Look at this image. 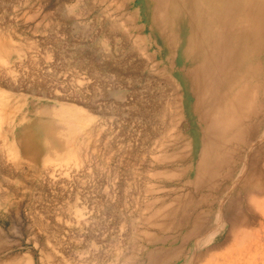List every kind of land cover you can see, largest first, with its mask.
I'll use <instances>...</instances> for the list:
<instances>
[{
    "label": "rangeland",
    "instance_id": "rangeland-1",
    "mask_svg": "<svg viewBox=\"0 0 264 264\" xmlns=\"http://www.w3.org/2000/svg\"><path fill=\"white\" fill-rule=\"evenodd\" d=\"M263 5L0 0V264H264Z\"/></svg>",
    "mask_w": 264,
    "mask_h": 264
},
{
    "label": "bare ground",
    "instance_id": "bare-ground-1",
    "mask_svg": "<svg viewBox=\"0 0 264 264\" xmlns=\"http://www.w3.org/2000/svg\"><path fill=\"white\" fill-rule=\"evenodd\" d=\"M153 1H156V0H153ZM161 1H162V0H161ZM163 1H165V0H163ZM166 1H167V0H166ZM168 1H169V0H168ZM188 1H190V2H195L196 0H195V1H194V0H188ZM158 2H159V0H158ZM154 3H155V2H154ZM167 3H169V2H166L165 4H167ZM159 4H161V3H159ZM163 4H164V2L162 3V6H163ZM256 4H257V3H256ZM256 4H255V5H256ZM258 4H260V3H258ZM155 5L158 7V4L155 3ZM168 5H169V4H168ZM168 5H166V7H167ZM159 6L161 7V5H159ZM256 6H257V5H256ZM259 7H260V5H259ZM262 7H264V5H263ZM262 7H261V8H262ZM154 8H155V11H156L159 7L156 8V7L154 6V7H153V12H155V11H154ZM256 8H257V7H256ZM160 9H161V8H160ZM164 9H165V8H164ZM157 11H158V10H157ZM162 11H163V8H162ZM164 11H165V10H164ZM250 11H251V10H250ZM255 11H256V10H255ZM240 12H241V11H240ZM244 12H245V11H244ZM158 13H159V12H157V14H158ZM164 13H165V12H164ZM164 13H163V14H164ZM154 14H155V13H154ZM154 14H153V15H154ZM159 14H160V13H159ZM163 14H162V15H163ZM225 14H226V13H225ZM256 14H257V13H256ZM260 14H261V13H260ZM246 15H247V14H246ZM263 15H264V14H263ZM166 16H167V15H166ZM166 16H165V17H166ZM236 16H237V15H236ZM157 17H158V16L156 15V18H157ZM225 17H226V16H225ZM225 17H224V18H225ZM162 18H163V19H162L161 21L164 20V17H162ZM241 18H242V17H241ZM157 19H159V18H157ZM160 19H161V17H160ZM160 19H159V20H160ZM165 19H166V18H165ZM225 19H226V18H225ZM258 19H259V18H258ZM156 21H157V20H156ZM223 21H224V20H223ZM157 22H159V21H157ZM195 22H196V21L194 20V23H195ZM254 22H255V21H254ZM159 23H162V22H159ZM259 23H260V22H259ZM163 24L165 25V24H167V22L164 23V21H163ZM263 24H264V21H263ZM196 25H197V23H196ZM238 25H239V24H238ZM197 26H198V25H197ZM198 27H199V26H198ZM239 27H240V26H239ZM210 28H211V27H210ZM201 29H203V28H201ZM198 31H200V30H198ZM215 31H216V30H215ZM241 31H242V30H241ZM237 33H238V32H237ZM253 33H254V32H253ZM255 33H256V32H255ZM196 34H197V33H196ZM199 34H200V32H199ZM203 34H204V32H203L202 34H200V35L202 36ZM235 34H236V33H235ZM261 34H262V33H261ZM242 35H243V34H242ZM163 36H165V34H164ZM173 36H174V35H173ZM235 36H236V35H235ZM235 36H231V37H232V38H235V41H237L238 37H235ZM206 37H207V36H206ZM213 37H214V38L216 37V38H218V39L220 38V39L222 40V37H219V36H212V37H210V39H208V40L212 41V40H213ZM203 38H205V36L202 37L201 39L203 40ZM223 38H224V37H223ZM228 38H229V37H228ZM236 38H237V39H236ZM257 38L259 39V37H257ZM190 39H191V42H190V48H191V49H190L189 51H187L184 55L187 57V60H186V61H187V62L190 61V63L192 64V68H193L194 65H195L194 68H195L196 66H197V67H196L195 69H192V68H191V71L189 70V71H190V73H189L190 75L186 76V78H187L186 80L188 81V83H189V85H190V86H189V87L191 88L190 91H191V93L193 94L194 98L197 97V99L199 100V99L202 97V94H203L202 92H205V90L208 89V87L206 88L205 85H203L202 82H204V81L201 80V79L205 80V79L203 78L204 76H203V77L200 76V73H202V71L204 70V69L202 70V68H203V64H204L203 62H205V65H206V63H207L206 61H208L207 65H208V64H211V65L213 64V65H215L213 61H214L215 58H216V62H215V63H217V61H218V63L220 64V60H221L223 57H221V56H222V55H221V56H220L221 59H217V54L215 53L217 48L214 49V45H213V44H215V43L218 44V42H216L215 39L213 40V44L210 45V46H213V47H211V48H213L212 50H211V48H210V50L208 51V49H209L210 46H209V47L207 46V47H208L207 51H208L209 54L203 52V51H202V50L204 49V48H203V49H201V51L203 52L202 55H200V50L198 49V48H200V46H198V48H197V44H199V43H198L199 36H191ZM205 39H206V38H205ZM211 39H212V40H211ZM218 39H217V40H218ZM230 39H231V38H229L228 40L226 39L225 44H224V42H223L222 44H224V45L227 46V44H226L227 41H233V40H234V39H233V40H232V39L230 40ZM208 40H207V41H208ZM241 40H242V39H241ZM251 40H252V39H251ZM210 41H209L208 43H211ZM214 41H215V42H214ZM218 41H219V40H218ZM235 41H234V42H235ZM199 42H200V41H199ZM254 42H255V41H254ZM200 43H201V42H200ZM219 43H220V42H219ZM235 43H236V42H235ZM237 43H238V42H237ZM237 43H236V44H237ZM252 43H253V42H252ZM262 43H263V42H262ZM233 44H234V43H233ZM236 44H235V45H236ZM243 44H244V43H243ZM0 45H2V44H0ZM215 45H216V44H215ZM228 45L233 46V45H231V44H229V43H228ZM237 45H238V44H237ZM2 46H3V45H2ZM170 46H171V45H170ZM217 46H218V45H216V47H217ZM221 46H222V45H221V43H220L219 46H218V47H219V48H218L219 51H221L220 49L223 48V47H221ZM226 46L224 47L223 53L221 52V53L223 54V56H225V54H226V56L228 55V54H227L228 52L226 53L227 50L225 49V48H227ZM252 46H253V45H252ZM252 46H251V47H252ZM4 47H6V46H4ZM228 47H229V46H228ZM237 47H238V46H237ZM243 47H244V46H243ZM243 47H242V48H243ZM247 47H248V46H247ZM247 47H246V48H247ZM263 47H264V46H263ZM1 48H2V47H1ZM1 48H0V49H1ZM232 48H234V47H232ZM253 48H254V47H253ZM257 48H258V47H257ZM261 48H262V46H261ZM236 49H237V48H236ZM247 49H248V48H247ZM247 49H246V50H247ZM3 50L5 51V49H3ZM228 50H231V47H230ZM234 50H235V48H234L233 50H231L232 53H234ZM237 50H238V49H237ZM246 50H245V51H246ZM257 50H258V49H257ZM257 50H256V51H257ZM259 50H260V49H259ZM261 50H262V49H261ZM0 51H2V50H0ZM172 51H173V50H172ZM235 51H236V50H235ZM252 51H254V50H252ZM263 51H264V50H263ZM2 52H3V51H2ZM217 52H218V51H217ZM8 53H11V52H8ZM192 53H193V54H192ZM204 53H205V54H204ZM219 53H220V52H218V55H219ZM235 53H236V52H235ZM239 53H240V52H239ZM239 53H238V54H239ZM251 53H252V52H251ZM254 53H255V52H254ZM257 53H258V52H257ZM257 53H256V54H257ZM170 54H171V53H170ZM212 54L214 55V57L216 56V57L212 60L213 63H211V62L209 61V58H211V57L213 58ZM230 54H231V52H230ZM230 54H229V56L232 57V58H230V57H229V58L227 57V58H228V59H231V60L233 59V57H235L234 55H237V54H232V55H233V56H232V55H230ZM6 55H7V54H6ZM242 55H243V53H242ZM245 55H246V54H245ZM251 55H252V54H251ZM260 55H261V54H260ZM4 56H5V55H3V57H4ZM191 56H193L192 59H191ZM226 56L224 57L225 60L227 59ZM238 56H239V55H237L236 57H238ZM249 56H250V54H249ZM245 57L248 58V56H244V58H245ZM256 57H257V56H256ZM256 57H255V58H256ZM224 58H223V59H224ZM242 58H243V57H242ZM223 59H222V61H223ZM228 59H227V60H228ZM235 59H236V60H235ZM0 60H4V59L1 58ZM225 60H224V62H225L224 64L226 65L227 61H225ZM231 60H230V61H231ZM233 60L237 61V58H234ZM4 61H5V60H4ZM222 61H221V64H222ZM239 61H240V60H239ZM242 61H243V60H242ZM1 62L4 63L3 61H1ZM209 62H210V63H209ZM228 62H229V61H228ZM246 62H247V60H246ZM249 62H250V61H249ZM259 62H260V60H259ZM172 63H173V62H172ZM234 63H236V62H234ZM234 63H233V64H234ZM241 63H242V62H241ZM252 63H253V62H252ZM252 63H251V64H252ZM5 64H7V63L5 62ZM221 64L219 65V66H220L219 68H221V67L223 66V64H222V66H221ZM230 64H232V63L230 62L229 65H230ZM233 64H232V66L234 67ZM247 64H248V63H247ZM256 64H257V63H256ZM201 65H202V66H201ZM205 65H204V66H205ZM207 65H206V67L210 66V65H208V66H207ZM217 65H218V64H217ZM229 65H228V66H229ZM248 65H249V64H248ZM237 66H238V65H237ZM173 67H174V66H173ZM215 67H216V66H215ZM215 67H214V68H215ZM235 67H236V66H235ZM250 67H251V66H250ZM208 68H209V67H208ZM208 68H206L204 71H206ZM211 68H213V66H211ZM211 68H210V69H211ZM214 68H213V69H214ZM223 68H226V69H227V66H226V67L223 66ZM229 68H230V67H229ZM229 68H228V69H229ZM256 68H257V67H256ZM187 69H188V68H187ZM210 69H209V70H210ZM221 69H222V68H221ZM228 69H227V70H228ZM245 69H246V67H245ZM259 69H262V68H259ZM3 70H5V69H3ZM6 70H7V69H6ZM6 70H5V71H6ZM179 70H181V69H179ZM209 70H208V71H209ZM227 70L224 71V69H222V72H223V73L220 72V73H221L220 76L224 75V74H225L224 72H228L229 74H230V72H231V75H232L233 73H235V72L231 71V69L228 70V71H227ZM246 70H248V69H246ZM246 70H242V71H246ZM187 71H188V70H187ZM212 71H213V70H212ZM214 71H215V69H214ZM219 71H220V70H219ZM229 71H230V72H229ZM248 71L251 72L252 69H251V71H250V69H249ZM8 72H9V71H8ZM8 72H7V74H8ZM232 72H233V73H232ZM252 72H254V69H253ZM5 73H6V72H5ZM10 73H12V72L10 71ZM10 73H9V74H10ZM209 73H211V72H208V74H209ZM218 73H219V72H218ZM218 73H217V74H218ZM240 73H241V72H240ZM244 73H245V72H244ZM244 73H241V74L243 75ZM246 73H247V71H246ZM246 73H245V74H246ZM185 74H186V73H185ZM204 74H205V72H204ZM226 74H227V73H226ZM226 74H225V75H226ZM238 74H239V73H238ZM201 75H203V73H202ZM206 75H207V71H206ZM206 75H205V78H206ZM209 75L211 76V74H209ZM209 75H208V76H209ZM236 75H237V74H236ZM246 75H247V74H246ZM250 75H251V77H253V76H252V75H253L252 73H250ZM210 76H209V77H210ZM214 76H215V74H214ZM214 76L210 77L211 80H213L212 78L217 77V76H215V77H214ZM226 76H227V75H226ZM228 76H229V75H228ZM232 76H235V75L233 74ZM244 76H245V75H244ZM244 76H241L242 79H243ZM218 77H219V76H218ZM241 77H240V78H241ZM251 77L248 79V80H249L248 82H250ZM254 77H255V76H254ZM223 78H225V76H224ZM228 78H229V77H227V79H226L227 81H228ZM231 78H232V77H231ZM231 78H229V79L231 80ZM235 78H236V77H235ZM240 78H239V80H237V79H238V78H237V79H236L237 81L234 79V80H235L234 84L237 83V82L240 81V80L242 81V79H240ZM217 79H219V78H217ZM217 79H215V80H217ZM244 79H245V78H244ZM244 79H243V81H244ZM208 80H209L208 78H207V80H205L206 83H207ZM219 80H220V79H219ZM255 80H256V79H255ZM21 81H22V80H21ZM213 81H214V80H213ZM241 81H240V83H241ZM243 81H242V85L244 84ZM251 81H252V80H251ZM190 82H191V84H190ZM208 82H209V81H208ZM210 82H211V81H210ZM217 82H218V80H217ZM219 82H220V81H219ZM219 82H218V83H219ZM18 83H19V81H18ZM206 83H204V84H206ZM211 83H212V82H211ZM211 83H208V84L211 86ZM238 83H239V82H238ZM245 83H247V81H246ZM213 84H215V83H213ZM247 84H248V83H247ZM206 85H207V84H206ZM217 85H218V84L216 83L214 86H212V88L215 87V90H216V86H217ZM231 85H232V83H231ZM235 85H236V84H235ZM235 85H234V86H235ZM238 85H239V84H238ZM242 85H241V86H242ZM254 85H255V83H254ZM236 86H237V85H236ZM249 86H250V84H248V86H247L248 89H249ZM239 87H240V86H239ZM247 87H246V89H247ZM252 87L254 88V86H252ZM255 87H257V86H255ZM205 88H206V89H205ZM229 88H230V87H229ZM232 88H233V87H232ZM235 88H236V87H235ZM242 88H243V86H242ZM242 88L240 87V89H242ZM250 88H251V87H250ZM217 89H218V88H217ZM238 89H239V88H238ZM246 89H245V91H244V89H242V90H243L244 92H246V91L248 90V89H247V90H246ZM208 90H209V89H208ZM208 90H207V93H208ZM215 90H214V91H215ZM209 91H211V88H210ZM234 91H235V90H234ZM234 91H233V92H234ZM238 91H239V95H240V93H241L242 91H240V90H238ZM219 92H220V91H219ZM224 92H225V91H224ZM229 92H230V91H229ZM205 93H206V92H205ZM207 93H206V96H207ZM210 93H211V92H210ZM210 93H209L208 95H210V98H211V100H212V97H213V96H212ZM217 93H218V92H217ZM226 93H228V92H226ZM226 93H225V96H226ZM236 93H237V95H238L237 90H236ZM242 93H243V92H242ZM203 95H204V94H203ZM213 95H214V94H213ZM222 95H223V94H222ZM235 95H236V94H235ZM2 96H3V95H2ZM211 96H212V97H211ZM232 96H234V95H232ZM207 97H209V96H207ZM207 97H205V98L202 97L203 100L200 99V100L203 101V102H202V105L204 104V101H205L204 99H207ZM215 97H216V96H215ZM228 97H229V96H228ZM230 97H231V96H230ZM2 98H4V97H2ZM2 98H1V95H0V99H1V100H2ZM223 98H225V97H222L221 99L223 100ZM233 98H234V97H233ZM237 99H239L238 96H237V98H236V101H238ZM195 100H196V99H195ZM208 100L210 101L209 98L207 99V102H208ZM229 100H230V99H229ZM240 100H241V99H240ZM196 101H197V100H196ZM218 101H219V100H218ZM218 101H217V102H218ZM0 102H1V101H0ZM2 102H4V103H2ZM2 102H1L0 104L4 106V104L6 103L5 100L2 101ZM194 102H195V101H194ZM227 102H228V101H227ZM230 102H231V101H230ZM199 103H200V102H199ZM232 103H234V102H232ZM232 103H230V104H232ZM237 103H238V102H237ZM214 104H215V103H214ZM1 105H0V106H1ZM195 105H197L196 102H195ZM195 105H194V111L196 110V106H195ZM199 105H201V104H199ZM199 105H198V106H199ZM221 105H222V104H221ZM226 105H227V104H226ZM226 105H225V106H226ZM3 106H2V107H3ZM5 106H7V105H5ZM201 107H204V105L201 106ZM218 107H219V105H218ZM230 107H231V106H230ZM230 107H229V108H230ZM0 108H1V107H0ZM67 108H68V106H67ZM70 108H71V107H70ZM70 108H69V109H70ZM209 108H212V107H209ZM209 108H207V109H209ZM3 109H4V107H3ZM3 109H2V110H3ZM5 109H7V108H5ZM5 109H4V111H5ZM197 109H199V108H197ZM212 109H213V108H212ZM215 109H216V108H215ZM215 109H214L213 111H215ZM218 109H219V108H218ZM220 109H221V108H220ZM216 110H217V109H216ZM224 110L227 111L226 108H225ZM0 111H1V109H0ZM6 111H7V110H6ZM6 111H5V112H6ZM72 111H73V110H72ZM79 111H80V109H79ZM200 111H201V109L199 110V112H200ZM203 111H204V109H203ZM205 111H206V109H205ZM208 111H210V113H211V110H208ZM208 111H207V112H208ZM219 111H220V110H217V112H219ZM222 111H223V110H222ZM2 112H3V111L0 112V113H1L0 115H3V114L5 113V112H4V113H2ZM75 112H76V111H75ZM75 112L73 113V115H74V114H75V115L77 114V113H75ZM82 112H83V111H82ZM207 112H205V113H206V114H205L206 116H208V113H207ZM78 113H79V112H78ZM83 113H84V112H83ZM215 113H216V111H215ZM5 114H6V113H5ZM200 114H201V113H200ZM200 114H199V115H200ZM202 114H203V113H202ZM240 114H241V113H240ZM9 115H10V114H9ZM69 115H70V118L74 117V116H72L71 114H69ZM78 115H79V114H77V116H78ZM199 115H198V116H199ZM205 115H203V116L205 117ZM219 115H220V113L218 114V116H219ZM222 115H223V114H222ZM3 116H4V115H3ZM3 116H0V120H1L2 122L4 121L3 119H5V117H3ZM212 116H214V117L217 118V114H216V116H215V114L213 115V112H212ZM212 116H211V117H212ZM10 117H11V116H10ZM204 117H203V118H204ZM208 117H210V116H208ZM222 117H223V116H222ZM7 118H8V116H7ZM58 118H59V117H58ZM61 118H62V117H61ZM81 118H82V117H81ZM212 118H213V117H212ZM212 118H210V119H212ZM9 119H10V118H9ZM66 119H67V118H66ZM72 119H73V118H72ZM82 119H83V118H82ZM200 119H202V117H201ZM206 119H207V120L202 119V120L205 121V123L203 124V125H205V127H207V125H206L207 122H206V121H209V120H210V119L208 120L207 117H206ZM213 119H215V118H213ZM217 119H218V120H219V119L222 120L223 118H217ZM69 120H70V119H69ZM75 120L77 121L78 118H74V121H75ZM87 120H88V119H87ZM202 120H201V121H202ZM9 121H10V120H9ZM74 121L71 122L72 125H74V124H73ZM198 121H200V120H198ZM204 121H203V122H204ZM214 121H216V119H215ZM214 121L212 120V121H209V122L211 123V122H214ZM6 122H7V121H6ZM78 122H79V120H78ZM80 122H81V119H80ZM82 122H83V121H82ZM85 122H86V121H85ZM219 122H220V120H219L216 124H219ZM87 123H88V121H87ZM87 123H86V124H87ZM197 123H198V122H197ZM201 123H202V122H201ZM220 123H222V122H220ZM224 123H226V122H224ZM89 124H90V123H89ZM208 124H209V123H208ZM216 124H215V125H216ZM1 125H3V124L1 123ZM1 125H0V127H1ZM75 125H78V123H76ZM201 125H202V124H201ZM201 125H199V126H201ZM209 125L211 126V124H209ZM209 125H208V127H209ZM215 125H214V126H215ZM223 125H224V124H223ZM81 126H82V125H81ZM214 126H213L214 129L212 128L213 131L211 130V127H212V126L209 127L210 129H209V128H207V129L205 128V129H206L208 132H209V130H211L213 133H215V127H216V126H215V127H214ZM218 126H220V125H218ZM221 126H222V125H221ZM68 127H69V126H68ZM75 128H76V126H75L73 129H75ZM77 128H83V127H80V125H79V126H77ZM201 128H202V127H201ZM70 129L72 130V128H70ZM202 129H203V128H202ZM208 129H209V130H208ZM218 129H219V128H217V132H218ZM9 130H10V129H9ZM81 130H82V129H81ZM81 130H80L79 133H81ZM219 130H220V129H219ZM73 131H74V130H73ZM77 131H78V130H77ZM77 131H76V134H77ZM205 132H206V131H205ZM208 132H206V133H208ZM217 132H216V133H217ZM0 133H1V128H0ZM199 133H200V132H199ZM201 133H202V131H201ZM203 133H204V132H203ZM203 133H202V135L206 134V133H204V134H203ZM210 133H211V132H209L208 135H209ZM213 133H211V134H212L211 137H210V136H207V137H209V138H211V139L213 140V139H214V138H212V137H214ZM216 133H215V135H217ZM220 133H221V132H220ZM72 135H74V134H72ZM4 137H5V136H4ZM217 137H218V136H217ZM220 137H221V136H220ZM220 137L217 138V139H220ZM201 138H202V137H201ZM215 138H216V136H215ZM221 138H222V137H221ZM211 139H208V141L211 140ZM232 139H233V137H232ZM191 140H192V139H191ZM191 140H190V141H191ZM204 140H206V139H204ZM212 140H211V141H212ZM202 141H203V140H201V142H202ZM214 141L216 142L215 139H214ZM5 142H6V141H5ZM215 142H214V143H215ZM217 142H218V141H217ZM222 142H223V139H222L220 145L222 144ZM207 143H208V142H207ZM209 143H210V142H209ZM209 143H208V144H209ZM214 143H213V144H214ZM224 143H225V142H224ZM208 144H206V147H208ZM213 144L210 143V145H213ZM201 145H203V144L201 143ZM204 145H205V144H204ZM210 145H209V146H210ZM220 145H217V146H220ZM223 145H224V144H223ZM223 145H222V146H223ZM213 146H214V145H213ZM224 146H225V145H224ZM200 147H201V146H200ZM204 147H205V146H204ZM204 147H203V148H204ZM211 147H212V146H211ZM4 149H5V148H4ZM205 149H206V148H205ZM209 149L211 150V148H209ZM209 149H208V152H207V150H205V152H207V154L209 153ZM233 149H234V148H233ZM0 150H1V149H0ZM69 150H70V151H68V152H71V156H72L71 160H72V162H73V160H75V162H76L77 159H78V157H80V156H79V152H78V150H73L72 148L69 149ZM71 150H72V151H71ZM219 150H220V149H219ZM229 151H230V150H229ZM202 152H203V151H202ZM3 153H4V152H3ZM67 154H68V153H67ZM202 154H204V153H202ZM212 154H213V153H212ZM9 155H10V154H9ZM15 155H16V154H15ZM210 155H211V154H210ZM236 155H237V154H236ZM257 155H258V154H257ZM13 156H14V155H13ZM59 156H60V155H59ZM69 156H70V154H69ZM71 156H70V157H71ZM200 156H201V155H200ZM70 157H68L69 160H70ZM205 157H206V156H205ZM48 158H49V157H48ZM48 158H47V159H48ZM63 158H65V157H63ZM68 158H66L65 160L68 161ZM257 158H258V157H257ZM259 158H260V157H259ZM61 159H62V157H61ZM220 159H221V158H220ZM15 160H16V159H15ZM52 160H53V159H52ZM63 160H64V159H63ZM71 160H70V161H71ZM10 161H11V160H10ZM203 161H204V160H203ZM46 162H47V160H46ZM55 162H56V161H55ZM3 163H4V162H3ZM47 163H48V162H47ZM51 163H53V162H51ZM67 163H68V162H67ZM64 164H65V163H64ZM73 164H74V163H73ZM51 165H52V164H51ZM55 165H56V164H55ZM71 165H72V164H71ZM80 165H81V163H80ZM202 165H203V164H202ZM10 166H11V165H10ZM53 167H54V166H53ZM80 167H81V166H80ZM257 167H258V166H257ZM77 168H78V166H77ZM256 170H257V169H256ZM53 171H54V170H53ZM66 171H67V170H66ZM10 173H11V172H10ZM54 173H55V172H54ZM54 175H55V174H54ZM58 175H59V174H58ZM261 175H262V174H261ZM69 176H70V175H69ZM54 183H55V182H54ZM258 189H259V188H258ZM258 193H259V192H258ZM79 221H81V220H79ZM79 221H78V222H79ZM78 224H80V223H78Z\"/></svg>",
    "mask_w": 264,
    "mask_h": 264
}]
</instances>
